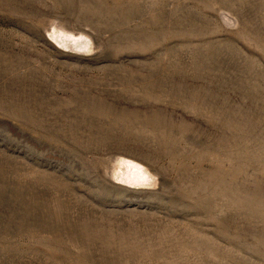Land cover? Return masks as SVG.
<instances>
[{"label": "rangeland", "instance_id": "374dc122", "mask_svg": "<svg viewBox=\"0 0 264 264\" xmlns=\"http://www.w3.org/2000/svg\"><path fill=\"white\" fill-rule=\"evenodd\" d=\"M0 264H264V0H0Z\"/></svg>", "mask_w": 264, "mask_h": 264}]
</instances>
